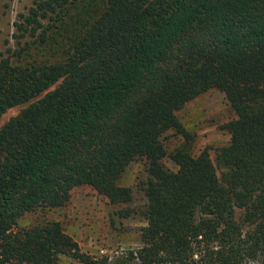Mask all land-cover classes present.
<instances>
[{
    "label": "trees",
    "instance_id": "1",
    "mask_svg": "<svg viewBox=\"0 0 264 264\" xmlns=\"http://www.w3.org/2000/svg\"><path fill=\"white\" fill-rule=\"evenodd\" d=\"M15 28L0 120L29 105L0 129V264H106L21 224L84 186L131 204L136 162L146 226L117 264H264V0H37ZM211 91L234 114L214 160L179 115Z\"/></svg>",
    "mask_w": 264,
    "mask_h": 264
},
{
    "label": "rangeland",
    "instance_id": "2",
    "mask_svg": "<svg viewBox=\"0 0 264 264\" xmlns=\"http://www.w3.org/2000/svg\"><path fill=\"white\" fill-rule=\"evenodd\" d=\"M35 1L0 0V60L8 56L9 49L16 48L15 23L19 15L28 13ZM28 105L10 109L0 120V129ZM179 115L185 127L195 133V153L208 150L214 160L216 150L230 142V135L222 127L234 118V114L224 94L211 91L189 103ZM168 166L172 167L170 163ZM146 176L140 162L133 163L124 174L121 184L132 188L134 195L129 205L111 204L91 187L84 186L73 191L66 207L31 215L21 225L26 227L48 220L60 222L65 232L78 243L82 253L104 259L106 264H117L129 250L142 246L140 234L146 222L140 211L146 200L140 185ZM125 209L136 212L125 219L121 212ZM61 264L80 263L71 257H62Z\"/></svg>",
    "mask_w": 264,
    "mask_h": 264
}]
</instances>
